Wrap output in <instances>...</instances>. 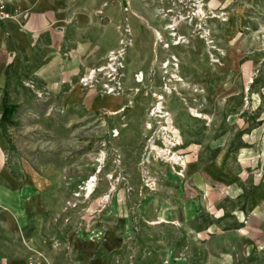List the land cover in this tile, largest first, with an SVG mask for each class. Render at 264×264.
<instances>
[{
    "label": "rangeland",
    "instance_id": "374dc122",
    "mask_svg": "<svg viewBox=\"0 0 264 264\" xmlns=\"http://www.w3.org/2000/svg\"><path fill=\"white\" fill-rule=\"evenodd\" d=\"M114 1L119 67L80 86L90 68L110 62L106 52L76 79L99 106L46 107L30 85L7 90L2 159L19 179L30 162L53 163L54 184L38 186L34 197H64V220L86 241L99 244L112 232L115 264H201L223 205L228 215L235 210L231 198H215L251 197L264 183V0ZM107 97L119 98L108 105ZM43 113L55 115L45 121ZM221 158L233 177L223 186L222 170L212 174ZM189 226L196 245L184 233Z\"/></svg>",
    "mask_w": 264,
    "mask_h": 264
},
{
    "label": "crops",
    "instance_id": "0c3cea01",
    "mask_svg": "<svg viewBox=\"0 0 264 264\" xmlns=\"http://www.w3.org/2000/svg\"><path fill=\"white\" fill-rule=\"evenodd\" d=\"M0 3L19 13L18 18L3 22L0 29V105L7 90L21 91L30 85L45 99L46 107L87 104L98 107L101 101L83 91L76 79L116 45L117 2L0 0ZM118 98L104 100L111 105ZM64 114L63 110L62 119ZM54 115H46L45 119L43 113L40 118L48 121ZM65 117L68 119L69 113ZM3 144L0 138V264H115L117 243L112 232L99 244L86 241L82 230L64 220L61 210L64 197H34L38 186L54 184L52 177H48L53 163L30 162L21 167L25 171L21 179L13 177L3 162L6 157ZM218 169L222 171L217 180L222 186L228 185L233 177L222 158L211 169L212 174L216 175ZM227 198L234 200L235 210L228 215L231 206L223 205L220 225L211 226L207 242L201 246L204 255L201 264L262 263L264 183L255 188L251 197H216L214 201L225 203ZM190 210L186 212L191 214ZM158 218H163V223H177L175 219L168 221L169 214ZM173 227L181 233V225ZM184 230L190 245H196L197 229L189 226Z\"/></svg>",
    "mask_w": 264,
    "mask_h": 264
},
{
    "label": "built area",
    "instance_id": "2783aa9c",
    "mask_svg": "<svg viewBox=\"0 0 264 264\" xmlns=\"http://www.w3.org/2000/svg\"><path fill=\"white\" fill-rule=\"evenodd\" d=\"M19 13L18 11H9L6 9L5 5L3 3H0V29H1V25L3 22L9 20V19H16L18 18ZM121 43V42H120ZM123 49H119V50H115L114 49H110L109 51H107V58L110 60V62L106 65V66H102L100 68H96V69H89L88 72L84 75H82L78 82L80 84V86L82 87H93L96 85V83L101 80L100 78L102 77H109V76H113L116 72V68L119 67V63L117 61V58H119L122 55ZM112 60H114L112 62ZM113 66V67H111ZM103 74V76L99 77L98 75ZM110 82V80H102V82H100V84H103L105 87H109L108 85L106 86L105 84H108ZM105 87L102 86V89H104ZM101 91V90H99ZM108 91H112L106 89V93H108ZM30 264V263H29Z\"/></svg>",
    "mask_w": 264,
    "mask_h": 264
},
{
    "label": "bare ground",
    "instance_id": "6f19581e",
    "mask_svg": "<svg viewBox=\"0 0 264 264\" xmlns=\"http://www.w3.org/2000/svg\"><path fill=\"white\" fill-rule=\"evenodd\" d=\"M167 28H172V26L171 25H168L167 26ZM155 39H161V36H160V33L159 32H157L156 31V33H155ZM174 44H177V42L176 43H174ZM166 65H167V63H166ZM138 81H139V79H137ZM159 99V101L157 102V106H156V112H158V113H162V109H163V106H162V104H161V99H162V97H159L158 98ZM158 116V115H157ZM168 127H169V125H168ZM168 129V128H167ZM173 133H175L176 134V131H173ZM173 161L175 162V163H177V161H181V159H179V158H177L175 155L173 156ZM179 161V162H180ZM91 187V186H90ZM89 187V188H90Z\"/></svg>",
    "mask_w": 264,
    "mask_h": 264
},
{
    "label": "water",
    "instance_id": "95a60500",
    "mask_svg": "<svg viewBox=\"0 0 264 264\" xmlns=\"http://www.w3.org/2000/svg\"><path fill=\"white\" fill-rule=\"evenodd\" d=\"M97 166V162L95 161V163L93 164V169Z\"/></svg>",
    "mask_w": 264,
    "mask_h": 264
},
{
    "label": "trees",
    "instance_id": "16d2710c",
    "mask_svg": "<svg viewBox=\"0 0 264 264\" xmlns=\"http://www.w3.org/2000/svg\"><path fill=\"white\" fill-rule=\"evenodd\" d=\"M2 114H3V112H2ZM2 114H1L0 120L3 118Z\"/></svg>",
    "mask_w": 264,
    "mask_h": 264
}]
</instances>
